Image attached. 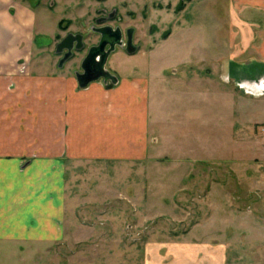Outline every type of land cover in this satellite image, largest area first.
Instances as JSON below:
<instances>
[{"label":"rangeland","instance_id":"rangeland-1","mask_svg":"<svg viewBox=\"0 0 264 264\" xmlns=\"http://www.w3.org/2000/svg\"><path fill=\"white\" fill-rule=\"evenodd\" d=\"M23 8L30 18L18 16ZM104 27L118 31L120 43L106 75L81 87L76 74ZM68 34H80L82 47L57 52ZM14 40L21 53L7 59L1 54ZM39 70L69 77L77 93L134 82L150 102L145 137L133 130V144L92 155L74 145L63 240L0 241V264L127 255L141 264L134 253L144 250L149 264H161L159 249L207 248L227 249L229 264H264V0H0V86L9 90L10 75ZM240 79L254 80L252 92ZM10 132L1 127L0 137Z\"/></svg>","mask_w":264,"mask_h":264},{"label":"crops","instance_id":"crops-1","mask_svg":"<svg viewBox=\"0 0 264 264\" xmlns=\"http://www.w3.org/2000/svg\"><path fill=\"white\" fill-rule=\"evenodd\" d=\"M30 14L23 8L18 16ZM15 42L3 57L10 59L11 51L21 53ZM9 77L14 87L0 86V128L12 131L0 137V241L58 243L64 237L66 161L73 159L74 145L86 146V155H92L133 144L132 131L144 132L150 102L144 93L133 91L138 87L134 82L124 80L112 88L92 84L77 93L72 79L55 70ZM117 109L122 110L119 116L112 114ZM135 115L140 124L134 126ZM104 119L108 120L101 123ZM86 128L93 130L91 134ZM35 129L37 138L20 136ZM162 251L157 250L161 264H229L227 249H176L166 251L169 255ZM134 254L141 264H149L150 252ZM126 258L119 262L99 258L96 264H131Z\"/></svg>","mask_w":264,"mask_h":264},{"label":"water","instance_id":"water-1","mask_svg":"<svg viewBox=\"0 0 264 264\" xmlns=\"http://www.w3.org/2000/svg\"><path fill=\"white\" fill-rule=\"evenodd\" d=\"M111 31L113 32V34L109 35L108 38H103L104 41H101V43L97 47L94 46L93 48H91L82 61L83 72L76 74V80L81 87H84L88 83L106 75V72L103 68L105 60L108 57L109 53L114 49V46L120 43L119 32L116 30ZM73 41H76L75 47L77 49L82 47V36L80 34H68L59 43H57L56 51L59 52L64 48L70 50L72 48ZM130 42L131 40L128 36L127 51L133 52V48L129 45ZM106 44L109 45V48L107 50H104V46ZM67 56L68 55H65L62 61H64ZM96 57H98V60L96 59Z\"/></svg>","mask_w":264,"mask_h":264},{"label":"flooded vegetation","instance_id":"flooded-vegetation-1","mask_svg":"<svg viewBox=\"0 0 264 264\" xmlns=\"http://www.w3.org/2000/svg\"><path fill=\"white\" fill-rule=\"evenodd\" d=\"M100 32H101V35H100V39L98 40V45L101 43V41H104V40H103V38H104L103 35L105 36V38H108L109 35L113 34V32L111 31V29H109L108 27H104V28H102ZM105 38H104V39H105ZM73 45H74V46L76 45V41H73V42H72V46H73ZM98 45H97V46H98ZM94 46H95V45H93V46L91 45V46L88 48L86 55L88 54V51H89L91 48H93ZM97 46H96V47H97ZM86 55H85V57H86ZM83 59H84V58H83ZM97 60H98V59H97ZM80 65H81V67H82V61H81V64H80Z\"/></svg>","mask_w":264,"mask_h":264},{"label":"bare ground","instance_id":"bare-ground-1","mask_svg":"<svg viewBox=\"0 0 264 264\" xmlns=\"http://www.w3.org/2000/svg\"><path fill=\"white\" fill-rule=\"evenodd\" d=\"M254 82V80H244V79H240L237 81V85L244 88V90L246 92H249L250 90H248V87H250V85H253L252 83ZM255 91V90H254ZM252 92V91H250Z\"/></svg>","mask_w":264,"mask_h":264}]
</instances>
